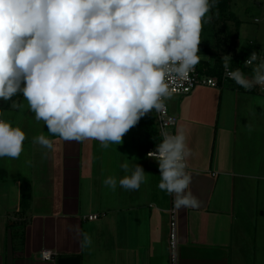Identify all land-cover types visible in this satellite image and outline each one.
Wrapping results in <instances>:
<instances>
[{
	"label": "crops",
	"instance_id": "1",
	"mask_svg": "<svg viewBox=\"0 0 264 264\" xmlns=\"http://www.w3.org/2000/svg\"><path fill=\"white\" fill-rule=\"evenodd\" d=\"M233 89L234 104L208 88L177 96L176 105L168 100L178 117L175 133L183 129L191 150L189 190L200 201L198 208L177 209L179 264H257L259 239L264 246V94L236 83ZM215 94L219 103L211 102ZM20 95L13 97L20 108L0 100V119L26 133L19 158H0V264H58L60 258L170 264L174 194L158 188V163L128 143L104 148L96 140L52 136ZM40 134L52 140V149L33 143ZM124 163L130 170L140 164L147 173L136 191L103 183L130 174ZM91 215L98 218L89 220ZM85 232L91 244L82 247ZM42 250L57 252V259L41 260Z\"/></svg>",
	"mask_w": 264,
	"mask_h": 264
},
{
	"label": "clouds",
	"instance_id": "2",
	"mask_svg": "<svg viewBox=\"0 0 264 264\" xmlns=\"http://www.w3.org/2000/svg\"><path fill=\"white\" fill-rule=\"evenodd\" d=\"M215 6L216 0H0V100L20 108L13 97L22 94L36 121L65 141L119 145L142 117L165 108L171 96L166 78H188ZM222 60L237 85L264 89V58L257 52L244 61L251 77L229 70L230 55ZM161 135L147 154L158 163V188L174 194L176 209L198 208L189 190L185 161L191 150L183 129ZM25 140L20 127L0 119V158H19ZM33 143L53 148L44 134ZM121 167L130 174L119 181L109 176L104 185L138 190L146 180L143 167ZM81 236L82 247L91 244L86 232ZM42 257L50 253L42 250Z\"/></svg>",
	"mask_w": 264,
	"mask_h": 264
},
{
	"label": "rangeland",
	"instance_id": "3",
	"mask_svg": "<svg viewBox=\"0 0 264 264\" xmlns=\"http://www.w3.org/2000/svg\"><path fill=\"white\" fill-rule=\"evenodd\" d=\"M229 6V8L222 10L216 5L209 13V15H212L211 22L203 24L200 34L199 61L208 60L214 62L223 55H227L228 52L232 57L236 53L240 55L251 42L260 44L264 51V0H231ZM217 12L218 16L216 15ZM234 41H236L237 46L236 43L233 45ZM207 49L210 50L209 53H207ZM234 84L235 82H227L224 87L215 89L199 86L196 88L197 90L195 89L190 94L204 89L207 90V88L218 93L222 91L224 92L223 103L229 104L230 102L234 104L236 96V91L233 89ZM185 96L183 95V97ZM175 98H177L176 95L169 98L171 106L174 103L176 105L177 100H174ZM220 100V96L215 94L211 102L219 103ZM127 143L133 152L146 157L147 148L143 127L139 122L123 136L120 144L123 146L121 149H125L124 145H127ZM259 214L261 215L262 211H259ZM262 221L264 219L260 218V225ZM257 248V264H264V246L263 241L260 239L257 242Z\"/></svg>",
	"mask_w": 264,
	"mask_h": 264
},
{
	"label": "built area",
	"instance_id": "4",
	"mask_svg": "<svg viewBox=\"0 0 264 264\" xmlns=\"http://www.w3.org/2000/svg\"><path fill=\"white\" fill-rule=\"evenodd\" d=\"M258 53V56L264 58V51L261 50ZM259 61H257L258 63ZM248 69H252L251 67L246 66ZM229 70H233L231 67H229ZM227 82H234L233 80L229 79L226 74V69H224L222 77L220 79L212 78L206 75H200L197 72L196 67H194L187 79H172V78H166V83L168 84L169 91L171 93V96H183V95H189L192 91H194L199 86H206L210 88H218L222 87L227 84ZM261 93L264 94V89H262L260 86H256ZM170 96V97H171ZM169 97V98H170ZM169 98L164 99L165 108L162 109L159 112H156L157 121L159 124L160 134L162 131H166L170 134H175V128L178 124V117L174 115L170 111V107L168 104ZM162 137V135H161ZM163 139V137H162ZM156 147L151 148L147 151H154ZM146 154V156H147ZM148 159L154 160L147 156ZM186 169H188V162L186 159ZM214 177H216L218 174L213 173ZM170 216V235H169V248H170V264H179L178 262V246H179V238H178V210L173 206L171 210L169 211ZM98 218L97 215H91L88 217L89 220H96ZM50 253V257L45 259L42 257V251L39 254V258L43 261H55L58 257V253L52 250H47Z\"/></svg>",
	"mask_w": 264,
	"mask_h": 264
},
{
	"label": "trees",
	"instance_id": "5",
	"mask_svg": "<svg viewBox=\"0 0 264 264\" xmlns=\"http://www.w3.org/2000/svg\"><path fill=\"white\" fill-rule=\"evenodd\" d=\"M231 0H216V5L220 7L222 10L229 8V3ZM237 35V34H236ZM236 43V41L233 42V45ZM237 46V43H236ZM261 46L260 44H257L256 42H251L248 44L247 49L245 50L244 53L242 54H237L232 57V60L229 62V67H231L233 70L234 69H241L246 76L251 77L252 75V69H248L244 63L246 58L251 54V52H259L261 51ZM210 50L207 49V53H209ZM231 52V50H230ZM229 55V52L227 53ZM224 56V55H223ZM198 74L200 75H206L212 78H217L220 79L222 77L223 71H224V63L222 60V57L219 59L215 60L214 62L204 60V61H199L195 65ZM22 96V95H20ZM19 96V97H20ZM139 123L143 127V132H144V137H145V143H146V148H154L156 147L157 144L162 142V137L160 134V129H159V124L157 121V116L156 113L149 112L146 114L144 117H142L139 120Z\"/></svg>",
	"mask_w": 264,
	"mask_h": 264
},
{
	"label": "water",
	"instance_id": "6",
	"mask_svg": "<svg viewBox=\"0 0 264 264\" xmlns=\"http://www.w3.org/2000/svg\"><path fill=\"white\" fill-rule=\"evenodd\" d=\"M58 264H79L77 258H60Z\"/></svg>",
	"mask_w": 264,
	"mask_h": 264
}]
</instances>
